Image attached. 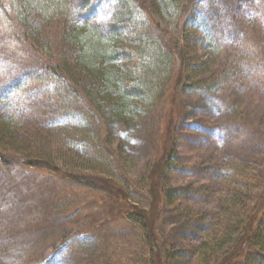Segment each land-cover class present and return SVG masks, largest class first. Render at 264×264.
Returning <instances> with one entry per match:
<instances>
[{
  "label": "rangeland",
  "instance_id": "rangeland-1",
  "mask_svg": "<svg viewBox=\"0 0 264 264\" xmlns=\"http://www.w3.org/2000/svg\"><path fill=\"white\" fill-rule=\"evenodd\" d=\"M2 1L12 14L10 22L0 11V112L12 121L13 139L5 142L8 149L14 147L11 155L18 160L32 155L52 157L66 171L96 176L95 182L109 181L120 189L127 179L143 190L158 158L169 94L159 96L131 120L106 116L109 148L119 159L121 171L109 167L106 152L94 146L93 124L82 111L56 101L54 83L43 85L37 80L43 75V59L31 41L45 47V42L55 40V32L49 26L42 28L53 37L46 40L38 29L41 22L34 21L33 30L37 29L30 32L32 40L26 39L15 10L18 5ZM142 1L153 12H159L163 4ZM120 4L121 0L88 1L82 10L73 11L72 21L104 27L116 19ZM133 30L128 25L124 33ZM10 31L12 38H8ZM102 31L106 34L109 29ZM183 31L191 72L177 96L180 115L166 183L173 201L161 213L154 232L167 248L191 256L203 239L209 241L216 234L213 231L220 229L216 227L220 216L225 221L231 218L225 210L233 206L235 171L246 168L248 177L252 176V186L248 183L242 195L234 197L247 215L264 203V0H198L189 10ZM156 32L172 54L175 37L169 26ZM119 62L126 65L122 59ZM181 73L175 67L161 91L169 87L168 92L177 91ZM214 73L233 74L237 80L232 85L220 81L211 94L187 89ZM109 192L99 185L62 183L20 166L10 172L0 166V264H143L141 233L129 220H110L85 233L75 230L74 222L86 223L91 216L96 219L111 208L123 207ZM127 193L133 206L148 207L142 196ZM231 236H221L224 252L233 249ZM247 254L240 257L241 264L244 260L264 264L257 248L251 258L245 259Z\"/></svg>",
  "mask_w": 264,
  "mask_h": 264
},
{
  "label": "trees",
  "instance_id": "trees-1",
  "mask_svg": "<svg viewBox=\"0 0 264 264\" xmlns=\"http://www.w3.org/2000/svg\"><path fill=\"white\" fill-rule=\"evenodd\" d=\"M10 1L18 5L15 10L17 18L22 21L23 31L26 30V39L32 40L30 32L37 29L33 30L34 21L41 22L38 29L46 40L53 37L47 36L42 28L49 26L48 28L55 32V40L50 44L45 42V47L31 41L30 46L35 51H40L43 59V75L37 80L43 82V85L54 83L56 91L53 96L57 97L56 101L71 106L75 111H82L85 118L93 124L94 146L106 152L107 161L110 160L112 163L109 167L121 169L119 159L109 148L106 116L120 122L131 120L140 111L149 108L159 96L164 97L168 94L170 105L160 137L158 158L152 166L143 190L131 186L127 179L121 183L122 187L118 186L120 189L111 186L109 181H103L105 182L103 184L95 182L96 176L66 171L52 157L32 155L18 160L11 155L13 151H9L14 147L8 149L5 143L13 139L12 121L9 116L0 112L1 168L10 172L12 168L20 166L28 173L39 171L54 176L62 183L80 184L88 188L99 185L107 192L114 193L117 202L121 201L123 207L120 206L116 211L111 208L103 216L97 217L99 219L91 216L86 223L74 222L75 230L78 233H85L97 230L110 220L117 218L129 220L141 233L143 264H241L240 257L248 251L245 259L251 258L256 248L263 258L264 203L260 207L254 206L251 210L254 212L247 215L240 201L234 198L235 195L237 198L238 194L242 195L241 190L250 184L249 179L252 176L248 177L246 168L235 171L233 206L225 210L231 218L225 221L224 216H220L221 220L216 224L220 229L213 231L216 234H212L209 241L203 239L196 252H191V256L184 251L167 248L169 245L154 232V226L161 213L173 201L168 196L169 186L166 183L169 174L168 163L174 150L175 128L180 115L177 96L179 89L187 81L186 75L189 76L191 72L185 45L186 35L183 30L189 10L198 0H161L163 4L159 12H153L142 0H121L116 19L104 27L93 23L80 25L72 21L75 9L82 10L88 1L96 0ZM3 6V1L0 0V11L7 21L11 22L12 14ZM165 24L175 37L172 54L156 32L162 30ZM128 25H132L134 30L125 34ZM102 29L109 31L105 34ZM13 36V32L10 31L8 38ZM121 59L126 62L125 66H121L119 62ZM175 67H179L180 73L182 71L176 79L177 91L171 89L168 92L169 87L162 92L164 81L170 78ZM72 70H76L77 73L72 74ZM226 74L221 77V74L214 73L209 79L191 83L187 89L194 88L202 93L211 94L210 92L221 86L220 81L225 85H232L233 79L237 80L233 74ZM47 77L50 79L47 80ZM80 77H84V80L82 81ZM239 175L242 180L248 181L246 185L238 178ZM128 190L142 196L148 207L133 206L128 199ZM222 234L226 236L232 234L233 249L229 252L221 250ZM242 264H246L245 260Z\"/></svg>",
  "mask_w": 264,
  "mask_h": 264
}]
</instances>
